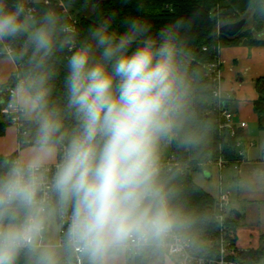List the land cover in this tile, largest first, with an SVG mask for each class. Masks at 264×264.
<instances>
[{
    "label": "clouds",
    "instance_id": "1",
    "mask_svg": "<svg viewBox=\"0 0 264 264\" xmlns=\"http://www.w3.org/2000/svg\"><path fill=\"white\" fill-rule=\"evenodd\" d=\"M123 23L80 39L52 11L37 19L25 0H0V45L26 36L33 53L10 101L32 131L0 157V264H185L193 220L174 203L161 160L188 107L174 31L185 21L155 33L140 16ZM65 50L61 108L50 102L49 60Z\"/></svg>",
    "mask_w": 264,
    "mask_h": 264
},
{
    "label": "trees",
    "instance_id": "2",
    "mask_svg": "<svg viewBox=\"0 0 264 264\" xmlns=\"http://www.w3.org/2000/svg\"><path fill=\"white\" fill-rule=\"evenodd\" d=\"M34 5L37 19L52 11L61 24L71 25L76 21L75 28L80 39L87 36L89 27L101 22L109 23L114 32L123 31L124 20L131 16L143 17L152 26L153 33L162 27L174 25L178 20L185 21L183 26L174 29L186 50L184 64L190 83L184 125L171 147L180 158L181 168L165 172V176L175 190L174 203L192 217L190 234L196 250L200 254L216 257L218 246L210 245L208 241L218 234V207L214 197L194 181L193 174L203 171L210 159L218 160L224 156L235 162L238 156L236 139L229 132L219 129V113L211 111L214 82L208 74L207 65L216 59L223 46L241 43L264 45V0H101L97 5L93 0H52L50 4L43 1L34 2ZM241 18L250 19L251 23L237 36L229 37L217 30L219 23L223 25ZM26 41V36L12 41L22 73L29 69V59L33 54ZM69 55L67 50L57 52L49 60L54 73L49 82L50 102L56 107L62 108L66 103L63 82ZM12 81L13 77L0 88H5ZM255 85L258 97L254 109L258 126L264 130V76L257 78ZM73 123L71 118L66 120L68 127ZM9 125H12L9 120L4 117L0 119V136L5 134ZM241 220L233 212L226 220L228 235L235 247L236 231ZM263 256L264 250L245 251L237 248L229 254L231 260L243 264H257Z\"/></svg>",
    "mask_w": 264,
    "mask_h": 264
},
{
    "label": "crops",
    "instance_id": "3",
    "mask_svg": "<svg viewBox=\"0 0 264 264\" xmlns=\"http://www.w3.org/2000/svg\"><path fill=\"white\" fill-rule=\"evenodd\" d=\"M219 56L222 88L232 95L227 107L238 126L241 122L247 123L246 127L238 129L237 135L244 157L239 163L232 162L225 167L228 170L234 166L232 179L236 188L235 194L231 191L232 202L236 200L234 210L241 213L242 219L236 231V247L245 251L264 250V130L258 126L254 109L258 97L256 79L264 76V45H227L220 48ZM18 69L16 59L9 60L6 55H0V86L7 85ZM2 102L0 95V104ZM22 147L17 127L9 125L0 136V157L16 155ZM210 175L208 173L206 178ZM257 264H264V256Z\"/></svg>",
    "mask_w": 264,
    "mask_h": 264
},
{
    "label": "built area",
    "instance_id": "4",
    "mask_svg": "<svg viewBox=\"0 0 264 264\" xmlns=\"http://www.w3.org/2000/svg\"><path fill=\"white\" fill-rule=\"evenodd\" d=\"M46 4H50L52 0H44ZM25 4L32 9L33 16L35 17L36 7L34 5L33 0H25ZM75 22L71 26L75 27ZM9 47L15 50L12 41H7L3 45H0V48ZM206 49V48H205ZM0 55H5L4 53L0 52ZM207 71L209 76L214 82L213 88V105H212V112L217 111L219 113V129L221 131H227L236 139V148H237V156L238 159L235 161L239 163L243 157L244 152L240 149V142L237 140L238 129L247 126L246 122H241L238 126L233 120V113L228 109L227 103L231 99L232 95L230 93H225L222 88V73H221V60L220 56L217 53L216 59L207 65ZM22 73V67L19 64V69L13 76V81L5 88H0V95L3 98V102L0 104V115L5 119L9 120L12 125L17 127L19 131V136L21 138V144L23 145V141H25L31 134V128L28 122L21 117L18 113H16L12 107L10 106L11 96L13 89L15 88L18 75ZM172 141L167 142L165 144L170 145V152L167 156L163 154L161 156L162 164L164 166V171L169 172L174 169L181 168V162L179 156L171 149ZM264 154V148H263ZM14 156V155H13ZM232 161L227 159L224 156L219 157L218 160L210 159L206 166H213L216 165L218 169L223 170L225 167L230 165ZM222 179V177H220ZM218 212H217V220L219 223V230L218 234L209 239L208 244L218 246V255L216 257L206 256L200 254L196 248L194 243L188 249H186L187 256L185 259V264H243L240 261L231 260L229 258V254L234 252L235 246L232 244L229 235H228V226L226 224L227 217L231 212V204H232V192L228 189H225L223 183H220V193L219 198L216 201Z\"/></svg>",
    "mask_w": 264,
    "mask_h": 264
},
{
    "label": "rangeland",
    "instance_id": "5",
    "mask_svg": "<svg viewBox=\"0 0 264 264\" xmlns=\"http://www.w3.org/2000/svg\"><path fill=\"white\" fill-rule=\"evenodd\" d=\"M33 1L34 2H43L44 0H33ZM250 23H251V20L248 19L246 26H249ZM221 25H222V22L219 23V26H217V30H219V27ZM0 117H1V115H0ZM161 147L163 150V154L165 156H167L168 153L170 152V145L169 144H163ZM263 148H264V144H263ZM206 167L207 168H204L203 171H197L193 174V179L197 184H199L205 190H207L214 197V199L216 201L219 198L220 183L221 182L223 183V186L225 189H228V190L232 191L233 194H235L236 185H235V183H233V179H232L233 178L232 176L234 174V166L233 165H231V167L228 170H227V168H225V170H223V172H222V170L218 169V167L216 165L211 166L212 168L211 167L208 168L209 166H206ZM230 171H231V174H229ZM208 173L211 174L209 179L206 178ZM220 177H222V179ZM233 198H234V196H233ZM232 208H233V210L236 209V200H233V202H232L231 212H233ZM230 213H229V215H230ZM236 248L237 247H235V249Z\"/></svg>",
    "mask_w": 264,
    "mask_h": 264
},
{
    "label": "water",
    "instance_id": "6",
    "mask_svg": "<svg viewBox=\"0 0 264 264\" xmlns=\"http://www.w3.org/2000/svg\"><path fill=\"white\" fill-rule=\"evenodd\" d=\"M100 1L93 0V3L97 5ZM247 21V18H241L237 21L225 23L219 27V33L229 37L237 36L246 27ZM233 213L237 219L241 217V213L238 210H234ZM143 264H149V261L144 260Z\"/></svg>",
    "mask_w": 264,
    "mask_h": 264
}]
</instances>
